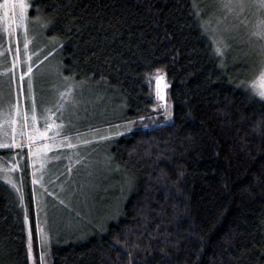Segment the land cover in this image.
Segmentation results:
<instances>
[{"label":"trees","instance_id":"obj_1","mask_svg":"<svg viewBox=\"0 0 264 264\" xmlns=\"http://www.w3.org/2000/svg\"><path fill=\"white\" fill-rule=\"evenodd\" d=\"M198 1L34 0L31 15L46 23L41 48L57 51L71 83L89 85L100 112H118L93 128L136 125L155 108L163 114L154 95L158 69L172 120L107 140L125 179L116 214L43 257L27 149L0 146V163L23 155L17 171L0 176V264H129V252L131 264H264V101L222 64ZM29 130L20 144L48 140Z\"/></svg>","mask_w":264,"mask_h":264},{"label":"rangeland","instance_id":"obj_2","mask_svg":"<svg viewBox=\"0 0 264 264\" xmlns=\"http://www.w3.org/2000/svg\"><path fill=\"white\" fill-rule=\"evenodd\" d=\"M2 1L0 146L20 145L28 150L31 139L20 144V136H26L31 126L37 131L35 139L48 138L42 143L46 147L41 150L37 147L40 151H36L29 169L35 232L43 257L54 245L81 234L101 218L108 221L113 218L125 179L108 153L107 140L133 128L146 129L170 122L172 104L167 103L163 114L155 108L152 119L136 125L93 128L102 121L114 119L118 112L113 110L109 115L103 110L100 112V98L93 96L94 91L87 83H71L70 78L65 79L57 51L47 53L48 47L41 48V32L46 23L39 15H31L32 5L26 4L27 8H23L22 0ZM198 2L210 14L203 26L215 48L221 47L222 64L247 78L244 86L262 100L252 87L254 83L258 88L264 87V82L258 79L264 71L261 0ZM52 43L45 44L51 47ZM157 75L163 79L158 86L154 76V95L162 90L166 97L165 73L160 71ZM22 158L23 155L14 153L9 157V165L0 163V166L14 169ZM25 231L32 257L34 241L28 221Z\"/></svg>","mask_w":264,"mask_h":264},{"label":"snow or ice","instance_id":"obj_3","mask_svg":"<svg viewBox=\"0 0 264 264\" xmlns=\"http://www.w3.org/2000/svg\"><path fill=\"white\" fill-rule=\"evenodd\" d=\"M21 6L23 8H27L26 4H21ZM224 7H228V5H224ZM261 7H264V0H261ZM34 10H36V9H34ZM36 11H38V10H36ZM225 47H226V45H225ZM215 52L220 54V55L223 54L222 53V49L219 46H217L215 48ZM28 71L31 72V68H29ZM159 72H160V70L158 69L157 73H159ZM65 79L67 80L68 77H65ZM151 79L152 78L150 77L149 78V82H151ZM155 79H156L157 85L159 86V84H160L161 80L163 79V77L161 75H156ZM258 79H259L260 82H264V71H261L260 77ZM164 87H167V85L165 84ZM252 87H253V90H254L255 94L258 95L262 100H264V87H259L258 88L255 83L252 85ZM68 92H71V87H69ZM60 95L63 97V96H65V93H61ZM159 99L163 100L164 99L163 95H159ZM38 231H39V229H38ZM178 242L179 241H177L176 243H178ZM118 243H119V241H118ZM123 246L126 247V248L128 247L127 241L124 242ZM131 246H132L133 249H139V245L136 244V243H133ZM161 250L163 251V249H161ZM128 255H129V264H131L132 259L134 257V253L133 252H129Z\"/></svg>","mask_w":264,"mask_h":264},{"label":"crops","instance_id":"obj_4","mask_svg":"<svg viewBox=\"0 0 264 264\" xmlns=\"http://www.w3.org/2000/svg\"><path fill=\"white\" fill-rule=\"evenodd\" d=\"M37 147L41 150V149H43V148L46 147V146H42V145L31 146V148H29V149L27 150V166H28L29 169H30V162L32 161V159H35V158H34V155H35L36 151L38 150ZM42 147H43V148H42ZM40 150H38V151H40ZM20 165H21V164H20V162H19V164H17L16 167H15L14 169L11 167V168H8L7 170H4V169L0 166V176L3 177V175H5V173H6L7 171H9V170H11V171H17V169L20 167ZM8 174L10 175L11 173H8Z\"/></svg>","mask_w":264,"mask_h":264},{"label":"built area","instance_id":"obj_5","mask_svg":"<svg viewBox=\"0 0 264 264\" xmlns=\"http://www.w3.org/2000/svg\"><path fill=\"white\" fill-rule=\"evenodd\" d=\"M159 95H163L164 99H163V100H160V99H159ZM156 96H157V99H158V101H159V106H160L161 108H164V107H165V103H166V101H165V95L163 94L162 90H158V91H156Z\"/></svg>","mask_w":264,"mask_h":264},{"label":"flooded vegetation","instance_id":"obj_6","mask_svg":"<svg viewBox=\"0 0 264 264\" xmlns=\"http://www.w3.org/2000/svg\"><path fill=\"white\" fill-rule=\"evenodd\" d=\"M22 2L24 3V4H30V5H32L33 4V2H34V0H22ZM4 3V1H2V0H0V7H1V4H3Z\"/></svg>","mask_w":264,"mask_h":264}]
</instances>
